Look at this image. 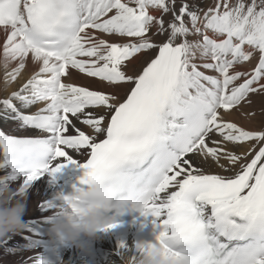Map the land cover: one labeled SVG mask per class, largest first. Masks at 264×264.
I'll use <instances>...</instances> for the list:
<instances>
[{"label":"snow or ice","instance_id":"1","mask_svg":"<svg viewBox=\"0 0 264 264\" xmlns=\"http://www.w3.org/2000/svg\"><path fill=\"white\" fill-rule=\"evenodd\" d=\"M176 5L0 0L3 90L29 61L36 67L18 90L0 97V119L44 134L18 137L0 130V184L26 196L45 174L55 178L68 165L82 170L72 195L38 202V214L16 234L25 241L22 249L10 245L13 237L0 241L3 255L38 250L53 216L78 212L94 198L116 215L137 210L153 217L160 231L149 247L170 264H264V128L225 119L252 94L264 95V0ZM152 28L166 39L153 40ZM257 53L251 70L238 69ZM136 61L140 71L128 74ZM73 71L114 91L65 82ZM125 85L131 87L122 99ZM38 103L44 107L35 113L22 111ZM192 157L221 172H206ZM116 227L113 222L103 231ZM120 248L122 264H137L145 251L140 243ZM18 264L47 262L37 252Z\"/></svg>","mask_w":264,"mask_h":264},{"label":"bare ground","instance_id":"2","mask_svg":"<svg viewBox=\"0 0 264 264\" xmlns=\"http://www.w3.org/2000/svg\"><path fill=\"white\" fill-rule=\"evenodd\" d=\"M189 3H192L193 0H188ZM196 3L199 4L201 8H207L212 3V0H196ZM180 6V0H177V9ZM151 14L160 16L159 12L155 10H150ZM165 23L172 19L171 14L163 16ZM156 29L152 28L149 35L156 42H161L166 39V36L163 35H153ZM101 38L107 39L113 42H124V38H119L116 36H108L107 34H97ZM5 35L3 32H0V44L3 43ZM189 40H196L198 37L189 36ZM154 55V53H153ZM257 58L252 59L251 63L245 62L244 65L238 66L239 70H251L256 63L258 62V53L256 54ZM143 59V58H142ZM203 61L197 60V63H202ZM36 70V67L28 62L27 68L24 74L19 77V79L12 83L10 86H7L6 91L3 90L5 85L3 83L4 69L2 67V52H0V97L9 95L12 91L19 89L20 85L28 78V76ZM204 71V69H201ZM128 74L132 75L140 71V61H136L134 66H129L126 70ZM206 74L215 75V73L206 71ZM68 83H73L77 86H85L92 90H100L104 92H113L114 89L107 86L106 83L99 82L94 78H88L83 74H79L75 71L72 72L71 76L65 81ZM131 85H125L123 88L119 89L121 98H124V92ZM252 94L249 97L250 102L247 104L244 103L240 106V110L233 111L231 115L225 116L226 120L236 122L239 126H243L246 129L259 130L264 128V95ZM255 96V97H254ZM254 97V98H253ZM18 103V102H17ZM248 105V106H247ZM43 103H38L29 108L22 109L26 114H33L38 109L43 108ZM103 112V109L100 110ZM78 126L85 131L87 134H91L90 129L84 125L78 124ZM0 130L4 131L6 134L15 135L18 137H39L44 135L39 132L37 135L30 128H20L18 122L16 121H4L0 119ZM103 138V137H101ZM219 139L218 136L214 137ZM247 148V145L244 148H237L235 151L242 152ZM74 159H79L83 161L84 156L76 152H71ZM195 163L203 167L206 172L211 173H220L221 170L215 164L209 162L208 164H202L199 157H192ZM73 174V168L71 165L64 167L59 173L56 174L57 181L56 184L51 181L47 175H43L39 178L38 181L34 182L33 186L29 189L26 194L27 202V212L23 217L24 221L29 220L31 216L37 215V204L42 200H56L59 197V190L65 187L68 181L71 179ZM16 185L14 184L13 187ZM59 203V201L57 200ZM50 224H47L45 228L49 229ZM140 242H150L154 243L155 240L147 232L145 226L142 223H134L125 228H115L110 229L107 232L100 233L97 238L94 239L92 243L94 246H91V242L84 243L82 245H77L73 247L65 246L59 244L56 240L44 236L43 242L38 250H23L17 254L3 255L2 249H0V264H18V261L24 257L35 256L38 252V255L42 257L47 264H122L121 256L118 254L122 251L120 248L121 244L126 245L129 249H135V245ZM23 240L21 235H15L11 241L10 245L17 248H23Z\"/></svg>","mask_w":264,"mask_h":264},{"label":"clouds","instance_id":"3","mask_svg":"<svg viewBox=\"0 0 264 264\" xmlns=\"http://www.w3.org/2000/svg\"><path fill=\"white\" fill-rule=\"evenodd\" d=\"M27 210L26 196L17 194L8 185L0 184V241L26 230L27 224L23 217ZM108 212L106 202L88 198L80 211H62L53 216L49 223V232L70 245H76L81 237L95 239L99 233L105 232V225L114 221V217L109 216ZM140 244L144 246L145 251L137 264H170L159 250L149 247L150 242Z\"/></svg>","mask_w":264,"mask_h":264},{"label":"rangeland","instance_id":"4","mask_svg":"<svg viewBox=\"0 0 264 264\" xmlns=\"http://www.w3.org/2000/svg\"><path fill=\"white\" fill-rule=\"evenodd\" d=\"M256 95H257V94H256ZM256 95H255V96H256ZM255 96H254V97H255ZM254 97H253V98H254ZM246 104H247V103H246ZM247 106H248V105H247ZM47 176H48V175H47ZM91 246L93 247L94 245H91Z\"/></svg>","mask_w":264,"mask_h":264}]
</instances>
